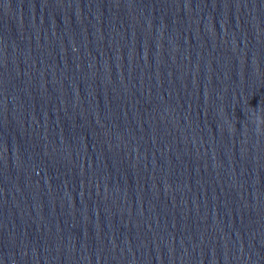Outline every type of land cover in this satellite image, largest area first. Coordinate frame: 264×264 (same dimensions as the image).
Instances as JSON below:
<instances>
[{
	"label": "water",
	"instance_id": "water-1",
	"mask_svg": "<svg viewBox=\"0 0 264 264\" xmlns=\"http://www.w3.org/2000/svg\"><path fill=\"white\" fill-rule=\"evenodd\" d=\"M0 264H264V0H0Z\"/></svg>",
	"mask_w": 264,
	"mask_h": 264
}]
</instances>
